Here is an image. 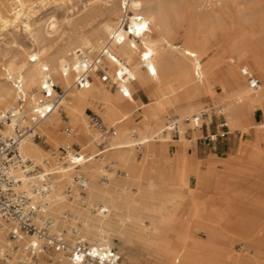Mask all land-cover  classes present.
I'll use <instances>...</instances> for the list:
<instances>
[{
    "label": "bare ground",
    "instance_id": "6f19581e",
    "mask_svg": "<svg viewBox=\"0 0 264 264\" xmlns=\"http://www.w3.org/2000/svg\"><path fill=\"white\" fill-rule=\"evenodd\" d=\"M7 4L8 7H0L1 29L21 24L31 37L33 48L21 49L14 57L0 55V111L10 110L16 102L17 94L11 84L15 77L22 81L27 93L36 96L47 69L54 82L66 92V98L61 108L39 125V133L46 136L49 145L55 149L76 143L84 151L92 152L99 142L98 134L86 117V110L92 109L106 124L117 129L116 136L108 141L109 151L116 163L129 172L130 179L119 184L106 165L108 158L104 155L95 158L82 168L88 185L81 191L72 186V171L56 169L55 165L48 169L46 172L56 170L58 173L53 190L44 201L51 217L53 214L55 230L67 231V238L75 241L73 229L80 228L84 238L91 243L108 245V249H113L109 244L112 239H119L122 250L133 257L127 264H264V248L260 246L264 229H258L261 223H246L248 230L239 233L243 217L229 218L223 213L221 205L230 203L232 209L238 205L234 206L229 199L223 200V197L231 198L232 194L218 177L215 164H209L205 171L200 166L190 177L181 176V182L187 186L185 190L178 183V176L170 174L167 160L160 169L150 163L153 158L150 152L156 143L182 142L186 146L189 130L197 132L203 122H209L215 108L203 105L204 96L222 109L230 133L247 134L254 126L261 129L252 136V141L239 148L237 162L263 161L264 123L254 125L251 118L258 110L264 112V87L257 89L247 85L243 67L251 63L264 81V21L249 31L227 24L205 28L202 32L192 27L188 40L178 46L169 33L166 11L172 19L192 18L186 12L188 9H182L181 3L153 9L141 0H111L106 2L112 15L111 22L95 29L92 21H85L81 29L86 30L80 32L77 42L56 47L53 45L59 32L56 21L48 25L50 40L39 42L35 37L30 20L37 3L28 5L25 0H7ZM251 11L252 8L246 10ZM124 22L130 31L122 28ZM198 38L202 39L199 41ZM206 39L212 41L210 48L203 43ZM104 48H108L110 57L115 59L106 60V71L111 79L109 84L115 86L116 93L107 91V85L96 74H93L89 89H76L73 68L79 63L78 52L93 58L90 55L94 51L100 53ZM213 50L216 56L210 57ZM117 72L127 76L126 84L119 82ZM133 84L153 102L145 104L136 99ZM216 86L222 89L221 94L215 91ZM120 89L130 97L124 98ZM137 112H142L148 120L137 121L134 118ZM202 112H207L208 117L196 125L194 119ZM61 113L69 119L67 124L72 130L69 135H62L59 128L63 123ZM170 113L179 122L178 140L171 138L172 132L168 129L166 116ZM5 132L10 133L11 127L7 126ZM138 148L139 151L146 149L143 162L134 158L133 152ZM20 150L36 165L47 167L50 159L55 164L56 157L43 151L30 138L22 141ZM229 161L230 158L224 164ZM100 164L106 166L101 168ZM104 174H109L105 181H114V184L105 182L112 192L100 183ZM201 176L203 187L198 185ZM190 180L197 182L196 188L190 186ZM23 187L27 188L26 180H23ZM209 190L213 194L203 197ZM94 200L104 206L91 203ZM208 205L211 214L216 216L211 220L205 210ZM183 208L187 212L181 215ZM95 211L100 214L93 213ZM198 232H204L206 239H199ZM238 237L247 241L254 252L241 255L234 251L231 244ZM0 244L3 248L8 245L5 228H0ZM134 245L141 249L138 255H134ZM42 257L40 264H49V261L50 264L69 263L63 254ZM53 259L57 260L53 263Z\"/></svg>",
    "mask_w": 264,
    "mask_h": 264
},
{
    "label": "built area",
    "instance_id": "2783aa9c",
    "mask_svg": "<svg viewBox=\"0 0 264 264\" xmlns=\"http://www.w3.org/2000/svg\"><path fill=\"white\" fill-rule=\"evenodd\" d=\"M122 28L130 31L126 22L122 24ZM78 53L79 63L73 68V86L76 89H89L93 74L98 75L103 84L111 83L106 71V60L115 59L110 57L108 48H104L93 58L81 51ZM117 77L121 84L128 82L124 74L121 76L117 72ZM13 86L17 94L16 102L10 110L0 112V228H5L8 239L5 248L0 244V264H39L40 256L53 254H63L70 264H126L116 249H108L86 240L80 228L73 229L72 238L75 241L67 238V231L55 230V222L44 201L52 192L58 173L56 170L46 172L25 158L20 146L27 138L35 142L43 140L44 136L39 133L38 127L61 108L66 92L54 82L47 69L44 70L36 96L25 91L20 79H15ZM120 91L124 98L130 97L123 89ZM213 111V115L219 118V133L207 136L205 140L217 142L219 139H225L230 132L222 109L215 108ZM207 117L208 113L202 112L200 116L195 117L194 122L198 125ZM88 122L99 136L96 151L86 152L79 144H67L59 148L55 161L56 169L66 168L73 172L72 186L81 191L88 185V179L82 172L83 166L105 155L110 150L109 139L117 134L114 126H106L93 112L88 113ZM167 125L173 136L179 139L178 120L170 119ZM7 126L11 127L10 133L5 132ZM206 126L204 122L200 129ZM64 132L71 134V128L66 127ZM23 180H26L27 188L23 187ZM102 254L104 257H101Z\"/></svg>",
    "mask_w": 264,
    "mask_h": 264
},
{
    "label": "rangeland",
    "instance_id": "374dc122",
    "mask_svg": "<svg viewBox=\"0 0 264 264\" xmlns=\"http://www.w3.org/2000/svg\"><path fill=\"white\" fill-rule=\"evenodd\" d=\"M25 1L27 2L28 5L34 2L37 3L34 6V13L31 14L32 16L30 20V25L34 31L36 39L39 42L50 40L47 36L48 25L52 21L57 22L59 27V32L54 37V41H53V45L56 47L63 45L67 42H77L79 40L80 32L86 30V29H81L82 28L81 26L85 21H92L93 28L101 29L105 23L111 22L112 20L111 12L107 10L109 7L108 5H106V2L111 0H25ZM115 1L119 2V0H115ZM141 1L144 3L146 7H150L153 9H157L161 6L173 5V4L175 5L179 3H181L182 9L185 10L188 9L186 10V12L187 13L189 12L188 14L189 15L191 14L190 16L192 18L187 16L186 18L180 17L177 19H172V17L169 15L170 14L169 11H166L168 13L167 18L170 21L169 33L174 36L175 38L174 43L178 46L184 45V43L188 40V35L190 34V29L192 27L202 32L203 29L205 30V28L209 29L217 25L221 27L227 24L232 26L234 25L239 26L240 28L249 31L250 29L257 27L260 23L264 21V0H141ZM4 5L8 7L7 0H0V7L3 8ZM248 8H252L253 11L246 12ZM129 16L132 17L133 13L130 12ZM201 39L202 38H198L199 41ZM211 42H212L211 40L206 39L203 43L205 46L210 48L212 45ZM31 48H33L32 39L29 36V34L25 32L21 24H19L16 27L14 26L9 27L7 30H2L0 26V55H5L7 57H14L17 55V52L19 50L31 49ZM97 54H99V52L94 51L90 56L94 57ZM214 56H216V51L213 50L210 52V57H214ZM207 61L208 59L206 60V62ZM243 71L247 77L246 80L247 85L257 89L264 87L263 79H261V77L257 73V69L254 68V66L251 63H248L246 66H244ZM15 79L18 78L15 77ZM11 84H12V88L14 89L13 86L14 83ZM108 85L107 87L105 86L106 90L109 91L110 93H116V88L111 84ZM133 86L135 89L134 97L136 99H139L142 97V95H144L145 98L142 99V101L145 104H151L153 102V99L145 95L142 91H140V89L136 84H133ZM215 91L218 94L222 93V89L219 86H216ZM201 102L207 108H209V106H211V108H220L218 106L213 105L211 103V100L205 96L203 97ZM90 111L92 112V109L87 110L88 113ZM0 112H4V111H0ZM87 112L86 114L88 115ZM213 112L214 111L211 112V119L209 120V122L207 123L205 122L207 126L203 128L206 130L209 127L211 129L212 134L217 132L219 133V131L217 130V124L219 123V118L215 117L213 115ZM173 113H170L166 117L169 120L173 119L175 116ZM255 113L251 118L252 123L254 125H256L254 123V118H253ZM141 114L142 112H137L134 115V118L137 121L148 120L146 117H143ZM61 120L63 121V123L59 128L62 132V135L63 134L65 135L64 132L65 128L69 126L67 124L69 119L67 118V115L65 113H61ZM263 123H264V119L262 122H260L257 125H262ZM104 124L108 127H112L110 124H106V123ZM260 130H261L260 128L254 126V127H250V130L247 132V134H244L243 132H231L226 138L231 137L232 142H234L236 146L241 148L248 141H252L253 140L252 136L255 134V132ZM198 133H199L198 131L197 132L193 131V134L195 135H197ZM211 133H209L208 136H211L212 135ZM189 136L190 135H187V138H189ZM191 137L193 139V142H188L186 146L182 142H179L178 144L174 142H170V143L160 142V143H156L153 149L155 148L163 149L164 147L169 148L168 146L170 145L173 147H180V145L182 144V146H185L187 148L186 151H188L193 146V144L196 143V141H198V139L201 138L203 142L205 141L203 132L199 134L198 137L197 136L196 137L191 136ZM173 138L175 140H178V137L176 138L173 136ZM206 142L208 144L214 143V142H210L209 140H207ZM35 143H37L43 151L48 152L50 155H53L54 157H57V155L59 154V149H55L52 146H50L49 143L47 142L46 136L43 137L42 141H37ZM140 148L136 149L134 152L133 151L131 152H133L136 161L143 162L144 159L146 158V149L143 148L144 150L139 151ZM239 155L240 154L238 151V157H240ZM104 156L108 158L106 161L107 163L106 165H108V167L111 169L110 172L111 175H115V179L117 183L121 184L123 180L130 179L128 177L129 174L128 170L116 163V160L113 159L112 157L111 151H108ZM234 157L235 156H231L232 160L229 161L228 165L224 164L227 160L220 161L224 164L225 168L223 169V171H218V177L223 181L229 193L232 194L231 198L223 197V200L226 201L225 199L227 200L229 199V201L233 203L234 206L235 205L238 206L237 208L232 209L231 204L226 203L221 205L220 209L229 218L234 217L236 219H240L241 217L242 219L243 217L244 222H242L243 226L240 227V229L238 230L239 233L244 232V230H248V227H246V225H249L251 223L253 224L261 223L258 229L263 230L264 229V159H262L263 160L262 162L245 164L235 161V159H233ZM53 161H54L53 159H50L51 163L50 165L48 164L47 167L39 164L38 166L44 168L45 171H47L48 169L50 170L51 168H53V166L55 165L52 164ZM194 162L196 166H194L195 169L193 170L192 174H196L200 166L203 167V163L201 161L195 160ZM150 163L153 164L156 169L161 168V166L155 165L154 156L151 159ZM210 163L215 164L217 166V161L213 160L210 161L208 164ZM198 164L199 166H197ZM106 165L100 164V167L104 168ZM104 175L105 178H103L104 180L100 181V183L103 187L108 188L109 191L112 192V188L107 186L106 183L114 184V181H110V182L105 181V179L109 177V174H104ZM180 185L183 188H185V190H187V186H185L183 182H180ZM198 185L199 187L201 186L203 187L201 183H198ZM81 194L83 193L81 192ZM212 194H213L212 191L210 192L209 190V192L207 193L205 192L202 196L206 198L207 196H210ZM87 198L89 199L88 194H87ZM91 203L101 205L102 207L104 206V204L99 200H94ZM79 205L81 206L80 203ZM205 210L207 211L208 217H211L209 218L210 220L216 217L211 214L212 212L210 205H208ZM186 212L187 209L183 208L181 215H184ZM93 213L97 215L100 214V212L98 211H95ZM232 235L235 236L233 233ZM196 236L202 240L206 239V234L204 232H198L196 233ZM261 238L262 240H260V246L264 248V232L262 233ZM109 244L110 246L113 247V249H116L118 254L122 256L123 261L126 264L129 262V260L133 258L131 254H128L126 251L122 250V244L119 239H116L115 241L112 239ZM231 246L234 251H237V253L241 255L251 254L254 252L251 249V247H249V245L247 244V241L239 237L236 241H234L231 244ZM108 247L109 246L107 245L106 248ZM133 248H134V255H138L141 250L140 247L134 245ZM51 256H54V254ZM56 260L57 259H53V263ZM48 263L50 264L52 262L49 261Z\"/></svg>",
    "mask_w": 264,
    "mask_h": 264
},
{
    "label": "crops",
    "instance_id": "0c3cea01",
    "mask_svg": "<svg viewBox=\"0 0 264 264\" xmlns=\"http://www.w3.org/2000/svg\"><path fill=\"white\" fill-rule=\"evenodd\" d=\"M144 98H145L144 95H142V97L139 99L142 101V99H144ZM87 110H89V109H87ZM87 110H86V112H87ZM93 113H95V112H93ZM87 116L88 115L86 114V117ZM253 118H254V123L256 125L259 124L264 119V112L258 110L255 113ZM103 122H104V120H103ZM198 132L199 133L197 135H195V134H193V131L189 130L188 135H190V136L188 138V142H193V139L191 136H193V137L197 136L198 137L199 134H201L202 132L204 133V137L206 138L209 135V133H211V129L208 127L206 130L203 129L201 131V129H200ZM171 138L173 140H175L173 138L172 134H171ZM206 141L207 140H205L203 142L201 140V138L198 139V141H196V143H194L193 146L188 151H186L187 148L185 146L180 145V147H173L170 145V146H168L169 148H167V147H164L163 149L155 148L154 151L153 152L151 151L150 153L151 154L153 153L156 166H162L164 164L165 160H167L169 172L171 175L178 176V183L181 182V176L190 177L192 175V172L195 169L194 166H196L195 162H194L195 160L201 161L203 163V167H202L203 171L206 170V167L209 165L208 163L210 161H213V160L218 161L217 162V170L218 171H223V169L225 168L224 164L220 161H226L229 158L231 161V156H235V161H238L239 147L236 146L234 142H232L231 137H228V138L222 139V140H218L217 142L209 143V144ZM96 148L97 147L95 145V149L92 151V153H94L96 151ZM228 164H229V162L227 163V165ZM197 166H199V164ZM201 178H202V176L199 178V183L201 182V184L203 185L204 179H201ZM190 186L192 188H194V187L196 188L197 182L193 183V181L190 180ZM52 217H53V214H52Z\"/></svg>",
    "mask_w": 264,
    "mask_h": 264
}]
</instances>
